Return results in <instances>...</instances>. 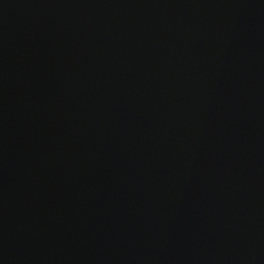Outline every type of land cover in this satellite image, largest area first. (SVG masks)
Segmentation results:
<instances>
[{"label": "water", "instance_id": "water-1", "mask_svg": "<svg viewBox=\"0 0 264 264\" xmlns=\"http://www.w3.org/2000/svg\"><path fill=\"white\" fill-rule=\"evenodd\" d=\"M0 264H264V0H0Z\"/></svg>", "mask_w": 264, "mask_h": 264}]
</instances>
